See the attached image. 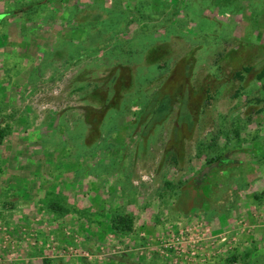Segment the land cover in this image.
<instances>
[{
    "label": "rangeland",
    "instance_id": "obj_1",
    "mask_svg": "<svg viewBox=\"0 0 264 264\" xmlns=\"http://www.w3.org/2000/svg\"><path fill=\"white\" fill-rule=\"evenodd\" d=\"M0 135V264H264V0H0Z\"/></svg>",
    "mask_w": 264,
    "mask_h": 264
},
{
    "label": "trees",
    "instance_id": "obj_2",
    "mask_svg": "<svg viewBox=\"0 0 264 264\" xmlns=\"http://www.w3.org/2000/svg\"><path fill=\"white\" fill-rule=\"evenodd\" d=\"M112 84L111 86H114L117 82V80H112L111 81ZM113 89V88H112ZM162 111L166 112V110H168V106L165 107L163 106ZM189 117V116H188ZM189 119L186 120L185 125H189ZM2 142V136L0 135V144ZM54 211L60 212L62 209L61 207L58 205V203H53V205H51ZM113 229L118 232V233H130L132 231V226H133V222L132 220L127 217V216H123V215H118L116 217H114L113 221Z\"/></svg>",
    "mask_w": 264,
    "mask_h": 264
}]
</instances>
